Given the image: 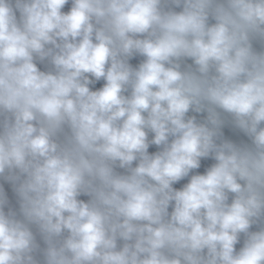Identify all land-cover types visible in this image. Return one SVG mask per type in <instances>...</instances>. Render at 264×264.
<instances>
[{
	"label": "clouds",
	"instance_id": "obj_1",
	"mask_svg": "<svg viewBox=\"0 0 264 264\" xmlns=\"http://www.w3.org/2000/svg\"><path fill=\"white\" fill-rule=\"evenodd\" d=\"M0 264H264V0H0Z\"/></svg>",
	"mask_w": 264,
	"mask_h": 264
}]
</instances>
